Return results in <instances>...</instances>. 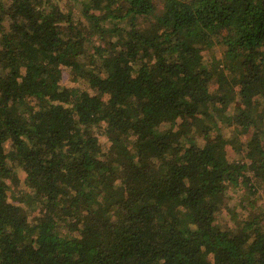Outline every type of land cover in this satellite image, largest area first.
<instances>
[{
  "label": "trees",
  "instance_id": "obj_1",
  "mask_svg": "<svg viewBox=\"0 0 264 264\" xmlns=\"http://www.w3.org/2000/svg\"><path fill=\"white\" fill-rule=\"evenodd\" d=\"M0 264H264V0H0Z\"/></svg>",
  "mask_w": 264,
  "mask_h": 264
},
{
  "label": "rangeland",
  "instance_id": "obj_2",
  "mask_svg": "<svg viewBox=\"0 0 264 264\" xmlns=\"http://www.w3.org/2000/svg\"><path fill=\"white\" fill-rule=\"evenodd\" d=\"M219 54H220V52H215V55L219 56ZM205 55H206V53H205ZM210 55H211V52H207V56H210ZM61 83L64 84V85H66V86L67 85L68 86H71V85H75L78 82L72 81L69 73L68 72H65L64 75H63V77H62ZM80 86L83 87V88H86L87 87L86 86V83L83 82V81H80ZM224 130H225V133L229 134L230 128L229 129H224ZM97 135H98L99 140L101 141V143L104 146H108L109 142L107 141L106 137L102 134V132L101 131H97ZM199 142L201 143V140L200 139H199ZM228 152H229V149H228ZM229 154H231V151H230ZM18 176H19V179L20 180H19V183L17 184V187H16L15 184L10 183V186L12 188V191H14L15 189H18V188H24L23 173L19 172L18 173ZM18 192H15L14 191L15 194H17ZM227 194H228L227 197L229 198L228 199V205L233 206L234 203H236V202L239 201V196L242 195V191L236 190L235 192H232V190H228ZM231 194H234L232 198L230 197ZM218 215H219V217H225L226 216V212L223 211L221 214H218ZM218 215H217V217H218Z\"/></svg>",
  "mask_w": 264,
  "mask_h": 264
}]
</instances>
